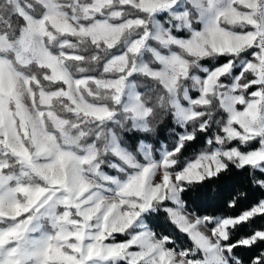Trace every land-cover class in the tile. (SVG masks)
<instances>
[{"label":"snow or ice","instance_id":"6c2138e0","mask_svg":"<svg viewBox=\"0 0 264 264\" xmlns=\"http://www.w3.org/2000/svg\"><path fill=\"white\" fill-rule=\"evenodd\" d=\"M256 190L264 0H0V264H264Z\"/></svg>","mask_w":264,"mask_h":264},{"label":"trees","instance_id":"16d2710c","mask_svg":"<svg viewBox=\"0 0 264 264\" xmlns=\"http://www.w3.org/2000/svg\"><path fill=\"white\" fill-rule=\"evenodd\" d=\"M157 132L152 136L150 143L154 144V147L156 146V142L159 141L162 144H170L171 143V133L168 131V129L171 127L170 121L167 117H163L160 121H158L157 125ZM200 145H197V150L199 149ZM192 149L189 150L187 155L191 156L193 155ZM250 195L252 197V201H257L260 199H264V192L260 190L250 191ZM226 211L231 212V209H226ZM157 223H163V221H158ZM256 226H264V220H261L259 218L256 219ZM181 240L185 243L187 241H184V238L181 237ZM245 259H247V256H245Z\"/></svg>","mask_w":264,"mask_h":264}]
</instances>
